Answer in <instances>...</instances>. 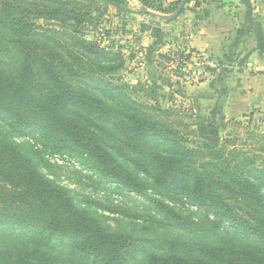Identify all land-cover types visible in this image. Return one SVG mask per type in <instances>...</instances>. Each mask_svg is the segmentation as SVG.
Here are the masks:
<instances>
[{"label":"trees","instance_id":"obj_1","mask_svg":"<svg viewBox=\"0 0 264 264\" xmlns=\"http://www.w3.org/2000/svg\"><path fill=\"white\" fill-rule=\"evenodd\" d=\"M138 1L178 18L171 14L181 0ZM212 1L223 4L187 0L179 16ZM104 5L134 11L129 0H0V120L129 193L146 195L141 175L151 178L170 197L202 209L205 224L195 223V241L144 255L135 236L108 231L17 143L0 137V251L25 264H188L187 253L219 246L237 250L227 264H264V148L255 164L259 156L238 149L231 136L218 147L188 140L164 118L170 109L161 106L155 81L115 78L126 65L119 47L36 21L79 29ZM8 60L13 66L3 64ZM165 208V218L177 216ZM52 235L66 239L59 253L41 247Z\"/></svg>","mask_w":264,"mask_h":264},{"label":"rangeland","instance_id":"obj_2","mask_svg":"<svg viewBox=\"0 0 264 264\" xmlns=\"http://www.w3.org/2000/svg\"><path fill=\"white\" fill-rule=\"evenodd\" d=\"M138 4L135 0H129V5L134 11L127 13L104 5L101 11L94 13L93 19L79 29L47 18H39L36 21L44 28L83 33L89 39L99 38L103 41L104 46H109L112 42L114 46L122 50L126 57L125 68L113 73L115 78L121 77L120 81L130 84H137L139 81H155L162 95L161 106L164 109H170L166 114L167 117L164 114V118L168 122H172L180 132L185 133L188 140L196 143L206 141L218 147L227 137L231 136L235 139L238 149L253 154V156H259L255 163L259 164L264 148V111L255 108L239 119L201 123L197 115L195 116V105L192 99L184 91H181V87L186 82L180 78L184 79V77L182 75L179 78L172 76L173 68L169 69L170 60L163 57L161 59L162 65L160 66L163 70L167 69L164 71L165 79L157 81L145 77L144 71L141 70L140 63L143 62L141 59L143 56L140 52L145 48L142 43L147 40V30L152 31L149 33L157 39L156 30L149 28V25L146 28L145 20L152 21L153 24L150 23L153 26L162 25L163 20L143 15L144 13L139 12ZM165 15L163 14V17ZM174 30H171L170 27L168 29L169 36L162 40L166 43L172 42L174 39L171 37H174L172 34ZM178 45L183 44L178 42ZM178 45L172 47L171 52H179L182 47L179 48ZM135 52L136 55L133 54ZM4 62L5 66H8V63L12 65L11 60ZM208 76L202 78L201 81H204ZM0 137L17 143L27 155L32 157L43 175L66 187L77 207L87 210L95 216L108 231L135 236L142 243L144 255L168 254L172 251L171 246L177 242L195 241V236L192 233L195 223L205 224V212L202 209L178 198L170 197L147 176L141 175L146 185V195L129 193L118 188L116 182H107L96 171L86 170V167L75 158L45 146L38 136H23L13 132L1 120ZM196 143L194 145H197ZM228 148L232 149V145H228ZM245 153L241 154L237 160L243 158ZM165 206L172 209L177 216L167 215L170 217L165 218L160 209L163 208L168 212ZM64 242H66L65 238L52 235L50 238L43 237L41 247L59 253ZM213 248L215 250L212 252L195 249L187 253L188 264H227L226 258L234 255L237 251L232 248L223 249L219 246ZM0 264L25 263H21L17 254L13 252L0 251Z\"/></svg>","mask_w":264,"mask_h":264},{"label":"crops","instance_id":"obj_3","mask_svg":"<svg viewBox=\"0 0 264 264\" xmlns=\"http://www.w3.org/2000/svg\"><path fill=\"white\" fill-rule=\"evenodd\" d=\"M138 8L146 7L138 4ZM147 9L150 12L143 15L163 20V24L153 26L145 20V27L156 30L157 37L147 30V40L142 43L144 63L140 64L146 78H166L161 59L169 57L179 42L181 51L208 52L219 61V67L204 81L181 85L195 105V116L223 122L239 119L255 108L264 111V0H223L222 6L212 1L196 9L185 8L170 21ZM170 27L176 28L175 38L166 43L162 39L169 36Z\"/></svg>","mask_w":264,"mask_h":264},{"label":"built area","instance_id":"obj_4","mask_svg":"<svg viewBox=\"0 0 264 264\" xmlns=\"http://www.w3.org/2000/svg\"><path fill=\"white\" fill-rule=\"evenodd\" d=\"M181 53L172 52L169 69L172 71V76L180 78L185 82L199 83L202 78L211 74L219 67L217 57L208 52H190L188 50L179 51Z\"/></svg>","mask_w":264,"mask_h":264},{"label":"water","instance_id":"obj_5","mask_svg":"<svg viewBox=\"0 0 264 264\" xmlns=\"http://www.w3.org/2000/svg\"><path fill=\"white\" fill-rule=\"evenodd\" d=\"M186 1L187 0H181V2L179 3L176 11L172 14L171 17L175 18V17H177L181 13V11L183 10V8H184V6L186 4ZM142 11L143 12H150L147 8H142Z\"/></svg>","mask_w":264,"mask_h":264}]
</instances>
